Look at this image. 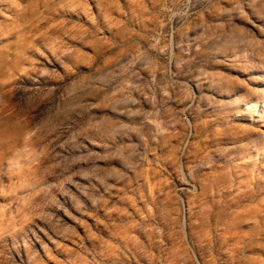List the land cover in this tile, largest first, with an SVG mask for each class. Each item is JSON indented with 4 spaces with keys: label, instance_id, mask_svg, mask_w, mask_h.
Here are the masks:
<instances>
[{
    "label": "rangeland",
    "instance_id": "obj_1",
    "mask_svg": "<svg viewBox=\"0 0 264 264\" xmlns=\"http://www.w3.org/2000/svg\"><path fill=\"white\" fill-rule=\"evenodd\" d=\"M0 264H264V0H0Z\"/></svg>",
    "mask_w": 264,
    "mask_h": 264
}]
</instances>
